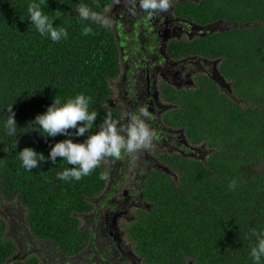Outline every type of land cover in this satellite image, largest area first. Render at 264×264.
Wrapping results in <instances>:
<instances>
[{
  "label": "trees",
  "instance_id": "trees-1",
  "mask_svg": "<svg viewBox=\"0 0 264 264\" xmlns=\"http://www.w3.org/2000/svg\"><path fill=\"white\" fill-rule=\"evenodd\" d=\"M112 1L45 0L42 11L68 33L53 42L29 20L28 5L40 0H0V202L22 208L31 234L66 254L87 242L77 215L90 209L87 199L102 188L103 164L79 181H64L57 173L72 166L61 158L28 171L18 154L29 147L47 158L57 142H83L108 112L120 122L118 109L109 106V83L119 71L114 36L81 21L75 10L86 4L103 13ZM192 17L198 23L221 20L223 30L200 39L196 51L220 58L218 70L231 91L203 75L191 90L164 92L178 106L168 118L184 125L192 144L205 143L211 152L205 162L167 156L179 168L176 179L148 175L143 198L152 207L137 213L128 238L148 264H254L251 230L264 232V0H202ZM85 25L92 33L82 34ZM79 94L91 97L89 110L98 113L90 133L45 137L30 123L55 98L64 103ZM10 105L13 136L4 128ZM232 180L235 190L229 189ZM7 227L0 216V264H40L33 256L12 258L16 246Z\"/></svg>",
  "mask_w": 264,
  "mask_h": 264
},
{
  "label": "flooded vegetation",
  "instance_id": "flooded-vegetation-1",
  "mask_svg": "<svg viewBox=\"0 0 264 264\" xmlns=\"http://www.w3.org/2000/svg\"><path fill=\"white\" fill-rule=\"evenodd\" d=\"M201 1L170 0L167 12L152 17L138 5L137 15L131 16L123 0L111 2L108 9L115 23L109 30L118 47L119 71L109 83V106L118 109L120 124L126 123L129 112L147 107L151 114L147 123L156 137L148 150L102 161L107 179L98 193L87 199L90 209L77 215L87 242L71 254L35 238L22 218L23 209L0 202V216L6 218L7 233L16 246L12 258L23 261L33 256L40 264H148L128 238L137 213L149 212L152 207L143 198L148 175L165 174L176 179L179 168L170 166L165 161L167 156L205 162L211 152L205 143L192 144L184 125L168 118L178 106L164 95L167 90L193 89L199 76L211 79L213 72L220 74V58L210 59L196 51L200 39L223 30L221 20L198 23L193 19V5Z\"/></svg>",
  "mask_w": 264,
  "mask_h": 264
},
{
  "label": "clouds",
  "instance_id": "clouds-1",
  "mask_svg": "<svg viewBox=\"0 0 264 264\" xmlns=\"http://www.w3.org/2000/svg\"><path fill=\"white\" fill-rule=\"evenodd\" d=\"M44 2L45 0H40V3L32 2L27 7L32 26L41 35H47L53 42H58L62 38L66 39L67 29L54 26L53 20L42 11L41 4ZM115 2L119 4L121 0H115ZM123 4L131 16L137 15V5L149 17L167 12L171 7L170 0H123ZM75 10L81 21H92L108 29H111L115 23L108 8H104L101 13L93 11L86 4H79ZM92 31L91 27L85 25L82 34L88 35ZM90 100L91 97L83 94L69 98L64 103L55 98L46 112L37 115L30 123L38 126L44 134L38 132L45 137H56L58 134L68 137L84 136L91 132L98 118L96 111L89 110ZM6 109L8 115L4 128L7 135L13 136L17 132L15 112L12 105ZM150 119L151 114L147 107H140L136 112H129L124 124L113 119L111 112H108L99 125H96L98 130L88 134L83 142H74L72 138L57 142L51 146L47 158L43 153L38 154L34 149L25 147L19 151L18 158L23 167L31 171L37 168L40 162L51 160L55 163L59 157L72 167L58 172L57 178L64 181L71 179L79 181L82 177L90 175L105 159L119 160L122 153L131 155L150 149L156 137L155 130L147 123ZM99 179L105 180L107 176L101 173ZM235 187L236 181H230L229 189L235 190ZM251 235L255 237V240L250 246V256L254 264H260L261 258L264 257V232L252 229Z\"/></svg>",
  "mask_w": 264,
  "mask_h": 264
},
{
  "label": "water",
  "instance_id": "water-1",
  "mask_svg": "<svg viewBox=\"0 0 264 264\" xmlns=\"http://www.w3.org/2000/svg\"><path fill=\"white\" fill-rule=\"evenodd\" d=\"M226 27L224 28V30ZM211 79L216 82V84L222 89L225 90L226 92H230V85L226 82V80L221 76L217 71L213 72Z\"/></svg>",
  "mask_w": 264,
  "mask_h": 264
},
{
  "label": "rangeland",
  "instance_id": "rangeland-1",
  "mask_svg": "<svg viewBox=\"0 0 264 264\" xmlns=\"http://www.w3.org/2000/svg\"><path fill=\"white\" fill-rule=\"evenodd\" d=\"M110 15H111V17L113 18V15H112V13H110ZM14 260H18V259H15V258H13Z\"/></svg>",
  "mask_w": 264,
  "mask_h": 264
}]
</instances>
